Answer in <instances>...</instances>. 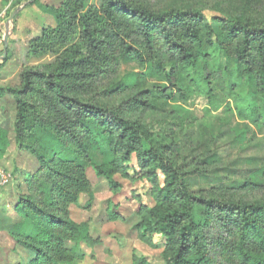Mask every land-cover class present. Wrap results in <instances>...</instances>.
I'll use <instances>...</instances> for the list:
<instances>
[{"label": "rangeland", "instance_id": "374dc122", "mask_svg": "<svg viewBox=\"0 0 264 264\" xmlns=\"http://www.w3.org/2000/svg\"><path fill=\"white\" fill-rule=\"evenodd\" d=\"M30 1L0 0V128L8 140L0 158V264H31L37 257L10 234L13 225L25 220L16 208L26 199L83 229L78 238L61 224H49L50 235L42 247L45 257L33 264H135L139 259L164 264L165 239L156 238L153 247L142 242L136 230L140 205H153L149 184L113 173L114 188L98 173L97 167L111 162L112 156L95 126L89 124L90 134L74 141L31 125L23 148L17 145L15 100L8 89L19 85L24 68L50 63L53 57L30 55L24 43L9 39L4 54L3 38L15 26L20 35L32 22L42 26L50 8L61 3L44 0L48 8L40 9V18L35 14L38 5L31 7ZM100 2L87 0L97 6ZM23 6L28 7L11 20ZM154 7L202 8L217 36L202 31L200 52L206 57L194 66L184 65L158 39L157 60L147 69L130 55L108 66L100 79L99 102L138 121L151 136L147 144L163 150L192 195L264 203V96L221 43L227 40L217 21L264 23V0H155ZM189 46L197 51L196 45ZM135 166L133 160L130 176ZM192 221L205 236L204 264H257L239 254L235 231L223 228L204 207H194ZM243 249L248 256L259 251L250 242L243 243Z\"/></svg>", "mask_w": 264, "mask_h": 264}, {"label": "trees", "instance_id": "16d2710c", "mask_svg": "<svg viewBox=\"0 0 264 264\" xmlns=\"http://www.w3.org/2000/svg\"><path fill=\"white\" fill-rule=\"evenodd\" d=\"M154 5L155 0H101L98 6L87 0H61L53 9L54 25L43 28L28 43L30 55H50L53 61L24 68L19 85L8 89L15 100L17 145L23 148L31 125L52 129L75 141L82 134H90L87 127L91 124L106 138L112 156L111 162L97 167L98 173L114 188L113 173L149 184L147 195L153 205H140L136 230L139 239L153 247L157 246L156 238L165 239L161 253L164 264L207 262L205 236L192 221L195 206L204 207L223 228L235 231L238 252L246 261L264 264V203L242 204L192 195L163 150L147 144L151 136L146 129L125 117L119 108L99 102L103 94L100 79L108 66L117 57L130 55L147 69L157 60L158 39L184 65L194 66L199 58L206 57L200 52L202 31L217 36L205 11L158 10ZM217 21L227 40L221 43L264 96V23L239 18ZM206 42L213 46V41ZM190 44L196 45L197 51L193 52ZM7 145L6 132L0 128V158ZM133 160L138 171L134 169V176H130ZM16 210L23 212L25 220L13 225L10 234L35 253L31 264L45 257L42 247L50 235L49 224H61L82 237L83 229L30 200H23ZM245 242L259 247L255 256L244 251ZM135 264L147 263L139 259Z\"/></svg>", "mask_w": 264, "mask_h": 264}, {"label": "crops", "instance_id": "0c3cea01", "mask_svg": "<svg viewBox=\"0 0 264 264\" xmlns=\"http://www.w3.org/2000/svg\"><path fill=\"white\" fill-rule=\"evenodd\" d=\"M44 2V0H38V2L36 3L37 5H38V8H36L35 7V5L36 4H31V5H29V6H31V7H34V8H36L35 9V14L38 16L39 14V17L41 18V15H42V13H41V10L40 9H42V8H44V7H46V8H48L47 7V3H43ZM60 2H61V0H60ZM60 5V4H59ZM28 6H26V7H21L20 8V11H18L17 12V14L19 15L22 11H24L26 8H27ZM55 8H57V7H53V8H50V17H47L46 19H44V23H47L46 25H51L52 26V24L54 25V14H53V9H55ZM16 14V16L14 17V18H16V19H18V15ZM42 16H44V15H42ZM15 19V20H16ZM43 22H42V26H41V23H40V25L38 24L37 25V22H32V24H31V26H28L27 27V29L28 30H24V32H22V35H20L19 33H20V31L17 29V26H15L14 28H15V30H14V32L13 33H11L10 34V36H9V41H13V42H22V43H24V45H25V47L28 49V43H29V41L31 40V39H33L34 37H36V36H38L39 34H40V32H41V30L43 29V28H45V27H43L44 26V24H43ZM31 27V28H30ZM35 34V35H34ZM34 35V36H33ZM10 94V93H9Z\"/></svg>", "mask_w": 264, "mask_h": 264}, {"label": "water", "instance_id": "95a60500", "mask_svg": "<svg viewBox=\"0 0 264 264\" xmlns=\"http://www.w3.org/2000/svg\"><path fill=\"white\" fill-rule=\"evenodd\" d=\"M20 11V9H17V11H15L11 17V20L16 16L17 12ZM10 35V32H7L3 38V46H4V54L6 53L7 49H8V37Z\"/></svg>", "mask_w": 264, "mask_h": 264}, {"label": "built area", "instance_id": "2783aa9c", "mask_svg": "<svg viewBox=\"0 0 264 264\" xmlns=\"http://www.w3.org/2000/svg\"><path fill=\"white\" fill-rule=\"evenodd\" d=\"M12 1H14V0H12Z\"/></svg>", "mask_w": 264, "mask_h": 264}]
</instances>
